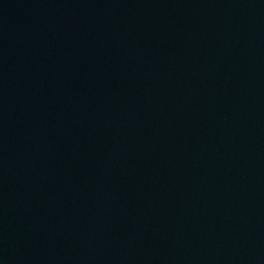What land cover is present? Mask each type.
Returning a JSON list of instances; mask_svg holds the SVG:
<instances>
[{
  "label": "water",
  "instance_id": "1",
  "mask_svg": "<svg viewBox=\"0 0 264 264\" xmlns=\"http://www.w3.org/2000/svg\"><path fill=\"white\" fill-rule=\"evenodd\" d=\"M0 264H264V0H0Z\"/></svg>",
  "mask_w": 264,
  "mask_h": 264
}]
</instances>
